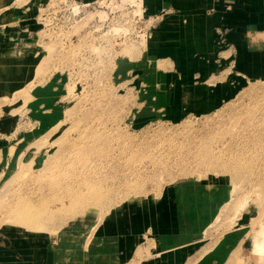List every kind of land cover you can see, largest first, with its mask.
<instances>
[{
  "label": "rangeland",
  "instance_id": "obj_1",
  "mask_svg": "<svg viewBox=\"0 0 264 264\" xmlns=\"http://www.w3.org/2000/svg\"><path fill=\"white\" fill-rule=\"evenodd\" d=\"M30 1L9 9L28 13ZM39 2L22 33L36 79L0 96V232L65 234V264H91L112 215L158 209L193 182L223 197L209 235L242 238L227 264H264V80L207 115L181 116L145 81L158 20L143 0ZM25 204L36 211L20 219Z\"/></svg>",
  "mask_w": 264,
  "mask_h": 264
},
{
  "label": "crops",
  "instance_id": "obj_2",
  "mask_svg": "<svg viewBox=\"0 0 264 264\" xmlns=\"http://www.w3.org/2000/svg\"><path fill=\"white\" fill-rule=\"evenodd\" d=\"M17 1L0 0V92L5 91L0 96L36 79L34 44L22 43L32 35L22 33L28 32L25 22L38 18L42 4L31 0L24 13L23 7L11 10ZM105 1L83 0L89 6ZM143 5L158 20L142 59L150 71L145 81L166 92L168 104L178 106L181 116L207 115L245 83L264 80V0H143ZM13 26L20 27L19 33L11 35ZM168 193L158 209L112 215L93 239L91 264H227L242 238L209 235L224 204L217 200L222 195L193 182ZM68 240L65 234L54 241L0 232V264H65Z\"/></svg>",
  "mask_w": 264,
  "mask_h": 264
},
{
  "label": "bare ground",
  "instance_id": "obj_3",
  "mask_svg": "<svg viewBox=\"0 0 264 264\" xmlns=\"http://www.w3.org/2000/svg\"><path fill=\"white\" fill-rule=\"evenodd\" d=\"M29 207L31 208V204H25L24 209L21 210V214H19V216H18L20 219H23L26 216V213H27V217L28 218H32L33 217L36 209H33V208L28 209Z\"/></svg>",
  "mask_w": 264,
  "mask_h": 264
}]
</instances>
